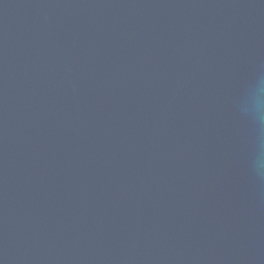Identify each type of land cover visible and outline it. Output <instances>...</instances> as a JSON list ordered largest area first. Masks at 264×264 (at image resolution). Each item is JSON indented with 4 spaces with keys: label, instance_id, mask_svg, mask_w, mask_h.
Returning a JSON list of instances; mask_svg holds the SVG:
<instances>
[{
    "label": "water",
    "instance_id": "water-1",
    "mask_svg": "<svg viewBox=\"0 0 264 264\" xmlns=\"http://www.w3.org/2000/svg\"><path fill=\"white\" fill-rule=\"evenodd\" d=\"M0 264H264V0H0Z\"/></svg>",
    "mask_w": 264,
    "mask_h": 264
}]
</instances>
